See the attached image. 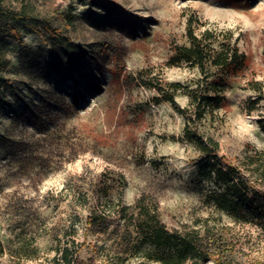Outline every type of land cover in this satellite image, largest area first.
<instances>
[{
	"label": "rangeland",
	"instance_id": "1",
	"mask_svg": "<svg viewBox=\"0 0 264 264\" xmlns=\"http://www.w3.org/2000/svg\"><path fill=\"white\" fill-rule=\"evenodd\" d=\"M2 6L61 31L67 18L65 36L84 55L74 53L77 63L64 72L49 40L0 22V49L9 62L4 75L12 84L5 91L9 105L0 108V264H61L63 248L101 264L87 248L101 242L86 218L99 213L105 192L124 205L141 193L154 197L169 230L220 219L229 228L220 247L233 264H264L260 228L203 204L216 186L200 182L198 150L183 133L189 115L162 99L169 83L194 86L202 78L197 68L165 65L176 46L189 45V20L195 34L210 29L228 36L247 58L245 74L196 130L235 166L264 150L257 123L264 99L249 112L255 95L245 86L248 79L264 82V0H4ZM22 52L32 66L22 64ZM140 72L162 78L163 91L139 85ZM175 102L184 108L188 96L176 92ZM247 184L263 201L264 183Z\"/></svg>",
	"mask_w": 264,
	"mask_h": 264
},
{
	"label": "trees",
	"instance_id": "2",
	"mask_svg": "<svg viewBox=\"0 0 264 264\" xmlns=\"http://www.w3.org/2000/svg\"><path fill=\"white\" fill-rule=\"evenodd\" d=\"M3 1L0 0V22L5 23L10 31L15 29L10 25L13 23L21 29L36 32L41 39L49 40L56 65L62 70L77 63L75 56H72L74 53L77 56L84 55V50L72 44L69 37L65 36L66 29L71 25L67 18L64 31H61L48 22H37L36 18L23 10L4 8ZM191 24L192 21L189 20V45L176 46L165 65L168 68L184 65L197 68L202 78L194 86L169 83V91L162 99L179 113L189 115L183 133L198 150L200 182H212L216 186L215 189L206 191L203 204L226 213L237 224L255 225L260 228L261 236L264 237V200L254 199L252 191L257 194L259 192L247 184L250 178L264 183V150L246 155L240 166H235L233 159L218 156V143L215 140L200 135L196 130L198 123L213 116L223 106L226 90L235 80L244 76L247 58L228 36L220 38L210 29L195 34ZM60 52L69 58L65 61ZM20 61L26 67L32 66L27 52H22ZM8 65L9 62L0 49V108L8 107L5 91L12 90L10 80L4 75ZM66 71L68 69L64 70ZM142 72L138 74L139 85L163 91L162 78L146 79ZM143 73L147 74L145 71ZM245 86L255 95L249 100L248 111H255L264 99V82L248 79ZM176 92L188 96L186 107L176 106ZM25 109L30 116L37 114L30 102L25 103ZM257 123L264 133V106ZM240 167L248 179L242 177ZM99 209V213L86 218V226L97 241L101 242L100 246L91 241L87 244L89 250L100 255L101 264H111L109 261H113V264H233L227 251L220 247L229 235V228L220 219L210 223L207 218L193 227L169 230L159 219L157 200L146 193H141L132 205H124L120 196L114 202L105 192ZM60 252L61 264H91L80 259L71 248H63ZM24 257L30 258L27 255Z\"/></svg>",
	"mask_w": 264,
	"mask_h": 264
}]
</instances>
